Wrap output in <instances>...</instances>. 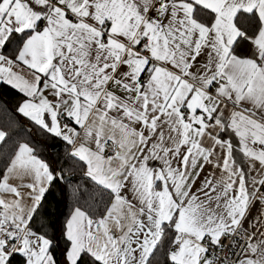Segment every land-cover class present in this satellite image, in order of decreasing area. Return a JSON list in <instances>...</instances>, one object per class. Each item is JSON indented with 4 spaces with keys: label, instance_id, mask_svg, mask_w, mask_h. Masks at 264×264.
I'll return each instance as SVG.
<instances>
[{
    "label": "snow or ice",
    "instance_id": "obj_1",
    "mask_svg": "<svg viewBox=\"0 0 264 264\" xmlns=\"http://www.w3.org/2000/svg\"><path fill=\"white\" fill-rule=\"evenodd\" d=\"M0 83L85 178L2 155L0 264H264V0H0Z\"/></svg>",
    "mask_w": 264,
    "mask_h": 264
},
{
    "label": "trees",
    "instance_id": "obj_2",
    "mask_svg": "<svg viewBox=\"0 0 264 264\" xmlns=\"http://www.w3.org/2000/svg\"><path fill=\"white\" fill-rule=\"evenodd\" d=\"M21 99L22 94L18 91L6 84H0V127L9 131L11 137L8 143L0 145V158L3 154H7L15 143L28 141L40 150L43 158L47 159L54 168L57 170L64 169L69 188L84 183L85 178L78 171L73 170L72 160L67 155V148L64 143L58 138L46 140L37 132L31 122L16 112L17 104ZM71 204L70 198L65 199L58 189H53L52 194L47 197L46 204L49 219H56L60 213L70 210ZM54 209L56 210L55 215L52 214ZM160 259L162 260L163 257L161 256Z\"/></svg>",
    "mask_w": 264,
    "mask_h": 264
},
{
    "label": "crops",
    "instance_id": "obj_3",
    "mask_svg": "<svg viewBox=\"0 0 264 264\" xmlns=\"http://www.w3.org/2000/svg\"><path fill=\"white\" fill-rule=\"evenodd\" d=\"M1 84V83H0ZM227 112H225V119H227ZM221 135L233 143L234 146V159L236 160V164L238 167L242 168L243 170L249 169V164L247 158L243 156V154L239 151V138L235 136V134L231 131V129H227L221 133ZM151 166L159 167L160 164L158 161H152ZM251 177H249L250 179Z\"/></svg>",
    "mask_w": 264,
    "mask_h": 264
}]
</instances>
